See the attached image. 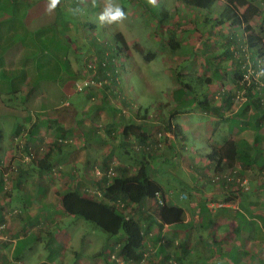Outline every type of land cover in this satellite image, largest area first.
Instances as JSON below:
<instances>
[{
    "label": "crops",
    "instance_id": "obj_1",
    "mask_svg": "<svg viewBox=\"0 0 264 264\" xmlns=\"http://www.w3.org/2000/svg\"><path fill=\"white\" fill-rule=\"evenodd\" d=\"M255 6L260 9V6ZM223 28L219 27L218 31L223 33ZM222 33H217L215 36L220 39L223 34L228 35L229 32ZM231 33H235L234 30ZM223 61L221 65L224 64ZM223 68L219 74L215 71L216 67L211 70L209 68L206 73H197L198 78L205 81L202 97L219 99V91L225 86L229 90H238L234 75H231L233 71L229 73L227 71L224 77L222 74L226 72V67ZM72 70L76 71L73 66ZM41 75L45 76L44 73ZM38 77L35 71H28L20 77L17 95L21 96L19 99L22 98V100L19 101L16 97L17 104L13 106V109L3 113L12 112L14 118H20L22 121H13L12 135L7 143L4 140L3 129L0 130V225L5 226V229L0 231V251L6 252L5 254L1 252L3 256L5 255L3 259L6 263L0 259V264L15 262L28 264L21 257H16V252L19 249V243L25 242L32 235L37 241L42 242L44 237H50L58 230L59 235H66V238H63V245L69 246L72 242L76 245L74 240L79 238L78 234L71 235L70 231H67L69 227L56 229L58 225L62 226L64 221L70 219V216L63 211L62 196L67 191L75 189L87 192L89 195L103 192L105 184L109 185L112 180L99 179L96 175L99 169L107 172L113 168L115 176H132L142 165L141 153L137 151L139 142L134 135H125L124 130L133 122L141 124L148 110V107L144 106L145 101L141 100L143 114L132 112L128 114L129 116L118 117V110L110 107L112 105L104 100L105 93L104 98L99 101L95 92L88 90L85 93L89 102L84 109L80 110L76 104L67 101L66 97L70 96L67 91L60 94L66 83H62L60 79L39 80ZM17 80L14 81L17 82ZM208 80H211L210 84H207ZM68 82L73 87L77 79ZM228 83L232 84L233 88H229ZM5 105L6 103L0 100V107ZM214 105H219V102L216 101ZM237 111L231 109L225 117ZM81 113L83 117H80ZM168 116L171 122H175V125H179L183 130L184 143H189L187 139L189 140L190 137L193 144L183 145L179 151L176 150L174 156L180 153L181 157L177 158L176 162H170L175 164L172 166L173 169L164 172L163 177L160 173L154 178L163 179L169 186H178L182 190L179 195L180 200L191 201V204L187 203L186 208L182 207L185 211V221L182 226L160 227L159 223L153 225L146 237L145 259L141 264H164L166 258L173 255L170 239L181 235V239L189 240L194 233L200 235L201 243L197 246L195 243L186 245L183 252V257H186L190 251L201 252V255L198 252L196 257L200 261L195 260L191 264H231L229 263L231 257L238 259L237 263L251 264V259L248 258L258 257V255L250 252V245L253 242L248 240L253 239L255 230L260 229L264 240V199L255 200V193L260 192H253V182L250 191L237 195L231 194V188L222 190L220 184L216 187H221V190H214L213 195L210 190L212 185L208 183L212 182V175L215 173V164L208 158L212 149H218L225 163L238 165L234 158L238 141L245 139L251 143L253 137L251 131H238L239 127L234 122L224 121L225 117L221 119L215 115H208L197 108L182 111L175 117L170 113ZM147 117L150 119V115ZM149 123L153 124L151 120ZM18 124H26V126L17 127ZM156 128L148 127V135L152 141L156 139ZM184 159L187 162L186 167ZM150 165L151 168L154 166L152 161ZM159 169L162 171L161 168ZM171 176L176 177V181ZM197 182H202L203 186L199 183L195 185ZM258 184L260 183L256 182V185ZM160 185L166 202L178 206L169 196L172 195L173 187L166 188L161 183ZM186 187L192 189L186 190ZM210 193L212 197L209 196ZM187 194L192 195V198L188 199ZM23 195L33 197L32 201H26ZM258 202L260 203L257 204ZM153 203L149 200L146 205H153ZM202 204L214 218L209 223L210 227L207 225L206 238L201 235L207 227L201 220L199 211ZM257 205H259L258 208H256ZM141 214L147 216L146 221L141 220ZM134 216L145 228L152 220V218L149 220L150 211H147L146 207L135 211ZM196 219L198 223L200 221L201 223L198 226H192ZM244 219L249 220V223L243 221ZM255 222L260 225V228L258 225L255 226ZM81 223L80 219L71 218L69 225L76 227ZM248 227H251V232ZM159 234L161 237L158 241ZM232 235L240 240L244 239L246 245L241 242L236 246L233 244V247L225 246V243L230 244L232 241ZM87 241L91 243L90 240ZM177 243L175 241V244ZM243 250L245 252H242ZM102 251L104 250L96 252L89 250L87 255L79 257V253L72 248L68 255L59 257L60 264H130L121 259L118 260L120 262L110 259L111 250L107 253V261L97 257V254ZM72 253L76 259L74 262ZM232 253L234 256H231ZM30 260L33 262L32 259ZM34 264L54 263L43 258ZM185 264L190 263L185 262Z\"/></svg>",
    "mask_w": 264,
    "mask_h": 264
},
{
    "label": "rangeland",
    "instance_id": "obj_2",
    "mask_svg": "<svg viewBox=\"0 0 264 264\" xmlns=\"http://www.w3.org/2000/svg\"><path fill=\"white\" fill-rule=\"evenodd\" d=\"M240 1L241 0H238L237 2ZM242 1L247 4L243 3L242 6H238L241 13L246 11L249 4L260 6L261 10L259 9V13L261 14L258 13V15L254 16L250 21V25L255 30V33L262 37L264 44V0ZM112 2L123 8L127 18L118 25L101 26L97 22V16L102 11L105 0H97L96 7H91V0H89L87 6L81 4L80 0H61L59 7L64 16L63 21H54L57 15L56 10L52 14L46 11L47 0H0V100L6 103L5 106L0 107V115H2L0 117V130L3 129L2 133L5 143L9 141L12 135L13 121H22L20 118H14L12 112L3 114L5 111L13 109V106L17 104V98L19 99L21 97L17 95L19 93L17 88L20 85V77H23L28 71H35L39 76V80L45 78L46 80L56 79L60 63L56 60V65L55 58L57 57L56 55H63V49L59 46L61 38H64V40L69 42L71 47H73L68 54V58L71 66L75 68V72L79 77L84 78L87 76L88 65L91 62L97 64L98 70L100 61L106 62L110 60L108 57L111 55V62H109L115 68L117 80L116 83H114L113 80L104 77L105 73L103 71L96 72L95 78L99 79L102 84L98 87H93L91 90L95 92L98 98L97 100L100 101L106 96L103 92V87L107 85L108 88H110L108 92L113 90L115 97L108 98L106 96L104 100H106L108 104H114V107L119 108L118 117L124 115L129 116L128 114H131V112L143 114L144 108L141 100L145 101L144 106L148 107L149 110L147 116L150 115V120L152 122L156 121L155 125L157 128L155 130L157 131H159L160 128L161 130L165 128L167 121H169L167 120L169 118L168 114L175 106H178L174 101L175 92L180 88L177 75L180 74L183 77L185 76V78H182V81L186 84L193 80L191 77L199 80L197 73H206L209 68L210 70L215 68V66L220 63L219 57L224 55V50L228 47L229 42L226 37L222 36L219 39V37L213 34L215 29V27H213V22L217 17V13L219 14L222 12L225 0H219L216 8H213L214 10L202 12L184 5L182 0H156L155 5L148 3V0H112ZM77 6L85 9L83 15L74 16L72 14L71 9ZM162 11L170 13L171 17L164 25H160L159 21L154 17V14L160 15ZM206 15L209 18V24L204 26L203 20ZM202 24L203 26L200 27ZM192 25H194L193 31H188V28ZM196 27L206 34V37L200 38L201 34L198 33ZM223 30L231 34V32H233V30L235 32L236 29L227 24ZM117 34L123 35L127 43V48L125 47L119 51L109 52L105 42L111 41L115 43L114 38ZM246 35L248 34L246 33ZM93 36H100L101 40L93 43ZM173 37L176 41L180 42V47H178L177 50H173L170 46ZM98 48L100 51H98ZM101 51H103V54ZM259 59L260 70L264 67V58ZM223 62H226L224 63L225 66L230 64L227 57L226 59L224 58ZM251 64L253 63L251 62ZM40 73H44L45 76ZM254 73L257 72L252 70L251 75L245 78L246 81H257ZM72 74L71 76L67 74L63 77V80H61L62 83L66 84L62 88L60 94L67 91V93L70 94V96L66 97L67 101L76 104L79 109L82 110L89 101H87L88 99L86 98L87 95L85 92L79 93L76 91V82L73 87L68 82L74 79ZM15 79H18L17 82L14 81ZM259 83L264 84V76L260 77ZM228 85L229 88H233L232 84L228 83ZM196 91H198V88L197 90L195 89V92ZM216 92H218V90ZM200 93L199 91L197 92L198 96ZM236 93L243 94V91H237ZM239 97L236 98L233 110H238L244 101V97ZM21 100L22 98L19 99V101ZM80 117H83L82 113ZM175 124V122L170 121V126H172V128ZM19 126L24 127L26 124H18L17 127ZM174 129L175 128H173V130ZM171 140L174 141V139ZM184 141L185 140H181V138L177 140L178 146H175L176 150H180L179 148L183 146L182 144ZM188 142L189 145L193 144L190 137ZM169 144L166 136H164L155 151V155L164 159H174V152H176V150L174 151L168 148ZM183 161L186 162V159ZM164 163L166 164L161 165L163 167H161L162 174H165L164 172H167L168 169L171 171L173 169L172 166H175V164H170L168 162ZM180 163L182 164L181 160ZM184 166H187V162ZM237 168L240 169L239 166ZM249 175H251V177L252 175H256V177L252 179L255 180V182H253L255 187L256 182L260 183L262 181L259 179L260 177L257 176L256 171L254 174L251 173ZM171 177L174 180L176 179L174 176ZM249 179L251 181V178H248V180ZM156 180L166 188L173 187L172 195L169 196L178 206L186 208L188 204H191V201L184 202L180 200L179 195L182 190H180L178 186H169L168 183L161 178ZM198 183L203 186L202 182H197L195 185H198ZM208 183L212 185L210 189L212 190V194L216 189L221 190V187H216L218 183ZM242 184L243 185L239 184L233 186L231 194H241V188H243V190H247L248 187L251 188L248 182ZM187 188L188 187H186V190ZM188 189L191 190L192 188L189 187ZM224 189L225 188L222 186V190ZM211 193L209 194L210 197H212ZM23 196H25L26 201H32L33 197L29 195ZM187 196L188 199H190V194H187ZM254 198L259 201L263 200L264 193H255ZM259 203L260 202L257 204ZM204 204L201 205L202 208L199 210L201 220H203L205 226L208 225L210 227L209 223L212 222L214 218L203 206ZM258 207L259 205H257L256 208ZM141 215V220L146 221L147 216H144V214ZM137 217L139 216L137 215ZM69 218L70 219L66 222L64 221L62 223V226L58 225L56 229L59 227H63V229L69 227L67 231H70L71 235L78 234L79 238L74 240V242L77 243L76 245H74L73 242L70 243L69 246L63 245L66 235H59L60 233H58L57 230L55 234L50 237H44V241L42 242L37 241L35 236L32 235L25 242L19 243L16 257H21L28 264L37 263L43 258L51 263L60 264L59 257L66 254L68 255L72 248L79 253V257L87 255L89 250L92 252L104 250L106 252L105 256L109 250L118 253V248L115 249V247L118 243H121L120 241L123 238L122 235L110 236L91 222L76 216H70ZM71 218L80 219L82 223L76 227L74 225H69ZM200 223H198L196 219L195 222L192 223V226H198ZM208 226L205 227L201 233L205 238L208 234ZM248 230L251 232V227H248ZM260 233H262L261 229L259 231L255 230L253 239L248 240L249 242H253L250 245V252L258 255V257L253 258L244 256L251 259V264H264V240ZM238 235L241 234L238 233ZM199 236V234L197 235V233H194L189 240L181 239V235L172 237L170 241L172 244L171 253L173 255L170 257L176 260L180 259V264H185V262L191 264L195 260H199L196 258L199 252L197 250L195 252L190 251L186 257H183L186 245L195 243L197 246L198 243H201V238ZM231 239L232 241L230 244L225 243V246L228 245L233 247V244L236 246L241 242L243 245H246L244 239L240 240L236 238L235 235H232ZM87 240H90L91 243ZM177 240H179V243H177ZM175 241L177 244H175ZM3 252L4 254L6 253L5 251ZM242 252H245V250ZM199 254L201 255V252H199ZM71 255L72 261L74 262L76 260L74 254L72 253ZM30 259H32L33 262H31ZM4 261L5 259L2 258V262L6 263ZM13 264L17 263L15 262Z\"/></svg>",
    "mask_w": 264,
    "mask_h": 264
},
{
    "label": "trees",
    "instance_id": "obj_3",
    "mask_svg": "<svg viewBox=\"0 0 264 264\" xmlns=\"http://www.w3.org/2000/svg\"><path fill=\"white\" fill-rule=\"evenodd\" d=\"M182 1L184 2V5L194 8L200 12L210 11L213 8H216L219 3V0ZM237 1L238 0H225L222 12L219 14L217 13V17L213 22V27H215L213 31L214 35L217 33L221 34L222 31L219 32L218 28L221 26L225 27L227 24L238 30L230 35H224L222 33L224 37H228L229 43L226 50L223 49L225 51L224 55L219 57L220 63L215 66V71L219 74L223 67H226L228 73L233 71V74L231 75H234V79L236 80L238 86L237 91H243V94H237V91L232 89L229 90L225 88V86L222 87L219 92V99H215V97H212V99L202 97V87L205 83L204 79L199 78V80H196L191 77L193 80L186 84L182 81V78H185V76L183 77L179 74L177 75V81L180 88H178L175 92L176 94L174 95V101L178 104V106H175L171 110L170 114H173V117H175L178 114H181L182 111H190L197 108L202 110V112H206L208 115H215L222 119L225 117V114H229V111L233 109L236 98L239 96L244 97V101L238 111L235 114L232 113L231 116L225 117L224 121L234 122L239 127L238 131H251V134L253 135L252 142L249 143L245 139L238 141V147L234 158L238 162L240 169L237 168V165L234 166L232 164L225 163L224 158L221 156L218 149L213 148L212 152L208 155L211 163L215 164V173L212 175V182L220 185L223 184L222 186L225 189H232L233 186H237L239 184L243 185L242 183L244 181H247L248 185L251 186L252 182H255V180L252 179L256 177V175H252L251 177L249 174H254L256 171L257 176H259V179L262 181L260 184L256 185V187L252 184V190L253 192L256 191L261 193L264 191V84L259 83V81H246L245 78L251 75L252 70L254 72L259 71V58H264V44L262 37L256 34L255 30L250 25V21L253 17L258 15L259 8L253 4H249L246 11L241 13L238 6H242L243 3L246 2L242 0L240 2ZM56 11L57 15L56 20L54 21H63L64 16L59 6ZM154 15L160 25H164L165 22L169 21L171 18L170 13L164 11H162L160 15ZM208 22L209 18L206 15L203 20L204 26L208 25ZM203 24L200 25V27H202ZM188 29V31H193L194 25L190 26ZM196 29L198 33L201 34V37L199 36L200 38L206 37V34L201 32L199 28L196 27ZM246 33L248 35H246ZM172 39L173 40H171L170 46L173 50H177L178 47H180V42L176 41L174 37ZM100 40V36H93L92 42H99ZM114 40L115 43H112L111 41L105 42L109 52L119 51L125 47L127 48V43L122 34L115 35ZM60 41L59 46L63 49V55H56L57 57L55 58V63L56 60L60 63L56 79L63 80V77L67 74L71 76L73 72V80H83L84 78L79 77L77 73L72 70V66L68 58V54L73 47H71L69 42L64 40V38H61ZM98 51H100L99 48ZM101 52L103 54V51ZM111 57L112 56L110 55L108 59L111 60ZM226 57L229 59L230 64L227 66L224 64L221 65V62L224 58L226 59ZM110 60L106 62L101 60L96 72L103 71L105 73V78L111 79L114 83H116L117 74L114 66L110 64ZM251 62L253 64H251ZM227 71L222 74L224 77ZM90 73L91 72L87 70L86 74L88 75ZM95 80L97 83H100L99 79L95 78ZM210 81L211 80H208L207 84H210ZM196 86L198 91L201 92L199 96L197 94L198 91L195 92V89L197 90ZM103 88L105 91L104 93L108 98L115 97L113 90L108 92L110 88H108L107 85ZM91 89L92 88L89 90ZM216 101L219 102V105H214ZM110 105L114 108V104L110 103ZM115 109L118 110V112L120 111L117 107H115ZM147 115L148 110H146L141 124L133 122L124 130L125 135L132 134L139 142L137 144V151L141 153L140 156L142 165L137 172L132 176L122 175L114 176L113 178L105 176L103 179H111L112 182L109 185L105 184V188L103 189V192H101L102 196H98L96 194L89 195L87 192L75 189L67 191L62 196L61 201L63 211L67 215L76 216L80 219L91 222L95 226L104 230L110 236L122 235L123 238L120 241L121 243H118L115 247V249L118 248V253L112 251L109 257L112 260L118 261L121 259L122 261L124 260L125 262H129L130 264H141L144 261L146 237L155 223H159L160 227L176 225L182 226L185 221V211L182 207L168 204L166 202V198L165 204L161 205L158 203L156 193L160 192L164 197L165 195L162 186L156 178H154V176L156 177L160 173V176L163 177L162 171H160L159 168L162 167L161 165L166 164L164 162H176L175 160L181 157L179 155L180 153L178 154L179 156H174L175 160L164 159L156 156L155 151L160 141H162L163 137L166 136L167 141L170 143L168 148L176 150L175 146H177V140H180V138L183 140V130L179 125H174L173 128L175 129L173 130L172 126H170V119L168 118L167 120L169 121H167L165 128L163 130L160 128L159 131L156 130V139L155 141H152L148 135V127L151 126V128H153L157 126L155 125L156 121L153 122V124L149 123L150 119ZM167 133L174 135V141L167 137ZM184 144L185 143L182 145ZM186 146L190 145L186 143ZM148 160L152 161L154 165L152 168L150 165L151 161L148 162ZM248 178H251V181L250 179L248 180ZM241 189L242 192L251 190L250 187H248L247 190H243V188ZM190 198H192V195H190ZM149 200L154 202L153 205H146ZM143 207H146L147 211H150L149 220L152 218L147 228H145L143 224L134 216V212H137ZM243 221L249 223V220L247 219H244ZM257 225L260 228V225L255 222V226ZM160 237L161 234H159L158 241L160 240ZM1 252L2 251H0V259L5 256H3V252ZM105 253V251H102L97 254V257H102L107 261L108 257L107 255L105 256ZM231 256H234V254L232 253ZM113 257L115 258L113 259ZM170 261H175L180 264L179 262L181 260H176L169 256L166 258L164 264H170ZM237 262L238 259L236 260L235 257L230 258L229 263L240 264Z\"/></svg>",
    "mask_w": 264,
    "mask_h": 264
},
{
    "label": "clouds",
    "instance_id": "obj_4",
    "mask_svg": "<svg viewBox=\"0 0 264 264\" xmlns=\"http://www.w3.org/2000/svg\"><path fill=\"white\" fill-rule=\"evenodd\" d=\"M89 0H80V3L87 6ZM148 3L155 5L156 0H148ZM61 0H47L46 11L52 14L58 6H60ZM97 6V0H91V7ZM74 16L83 15L85 9L82 7H75L71 9ZM127 18L125 11L122 7L112 2V0H105L102 11L97 16V22L101 26H112L122 23ZM257 81L261 76H264V67H262L257 73H255Z\"/></svg>",
    "mask_w": 264,
    "mask_h": 264
},
{
    "label": "built area",
    "instance_id": "obj_5",
    "mask_svg": "<svg viewBox=\"0 0 264 264\" xmlns=\"http://www.w3.org/2000/svg\"><path fill=\"white\" fill-rule=\"evenodd\" d=\"M96 70H97V64L94 62H91L88 65V71H90L91 73L88 74L86 76V78H84L83 80H81L79 82H76V84H75L77 92H79V93L83 92L84 93V92L88 91L90 88L97 87V86H100L102 84V83H97L95 80ZM167 137H169L170 139H174V135L170 134V133H167ZM96 175L99 179H103L105 176H107L109 178L110 177L113 178L115 176V171L113 168L109 169L107 172H103L102 170L99 169L96 171ZM217 179H219V178H217ZM243 183H247V181H244ZM94 194H96L98 196H102L101 192H96ZM156 198H157V201L159 204H161V205L165 204V197L163 196V194H161L160 192H157ZM4 229H5V226L0 225V231H3ZM114 258L115 257H113V259ZM118 262H120V261H118ZM169 263L170 264H178L175 261H170Z\"/></svg>",
    "mask_w": 264,
    "mask_h": 264
}]
</instances>
